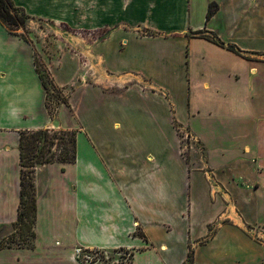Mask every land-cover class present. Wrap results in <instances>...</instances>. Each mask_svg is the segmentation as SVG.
I'll return each mask as SVG.
<instances>
[{"label": "crops", "instance_id": "obj_1", "mask_svg": "<svg viewBox=\"0 0 264 264\" xmlns=\"http://www.w3.org/2000/svg\"><path fill=\"white\" fill-rule=\"evenodd\" d=\"M13 1L102 36L104 63L93 69L91 48L85 70L76 56L45 59L69 92L72 110L59 116L78 130L77 160L36 169V246L0 250V264H79V250L121 249L133 264H184L190 252L193 264H264V0ZM45 103L34 47L0 23V226L18 219L20 133L57 128ZM180 129L203 147L196 169Z\"/></svg>", "mask_w": 264, "mask_h": 264}, {"label": "trees", "instance_id": "obj_2", "mask_svg": "<svg viewBox=\"0 0 264 264\" xmlns=\"http://www.w3.org/2000/svg\"><path fill=\"white\" fill-rule=\"evenodd\" d=\"M217 10L218 5L216 3H211L209 5L207 21H209L215 15ZM30 18L31 17L26 13V11L23 8L18 7L13 0H0V23L10 34L19 36L29 44L33 45L25 33L20 32L21 29H25V26L27 25ZM206 32L199 31L193 33V35L195 36L202 34L203 36L197 38L206 39L237 54L241 52L238 47L226 44L214 33L206 34ZM39 58L40 57L35 50L36 70L46 91V109L48 110L50 118L55 120L59 115L61 106L66 105L72 110L69 101V95H66L64 93V89L56 85L47 67L43 64L41 65L44 69V73L41 71ZM51 90L55 93L53 97L58 101L55 107L51 106ZM77 137L78 130L67 129L55 130L48 128L37 131H22L20 133V205L18 219L12 224V226L14 228H18L19 231L11 234L9 238H4L2 240L0 239V250L35 248L37 239L36 222L38 198L35 184L36 169L40 166L54 163H76ZM135 236L147 241L146 236L140 228L135 233ZM116 251L117 250L113 252ZM84 252L85 254L91 253L92 255L99 254L101 260H105V255L109 254L111 251L85 250ZM191 254L193 253H189L188 260L184 264H187L189 259H192L193 264V256ZM130 256L132 257L131 264H133L134 253L131 252Z\"/></svg>", "mask_w": 264, "mask_h": 264}, {"label": "rangeland", "instance_id": "obj_3", "mask_svg": "<svg viewBox=\"0 0 264 264\" xmlns=\"http://www.w3.org/2000/svg\"><path fill=\"white\" fill-rule=\"evenodd\" d=\"M20 32L25 33V35L29 38V40L33 43V47L39 55V63L41 67V71L44 73V69L41 64L46 65V60L53 59L57 60L62 54H68L67 56L75 57L81 61L82 69H87V62H85V52L88 49H93L92 64L93 69L96 68L97 63H104V59H102V55L99 54V51L95 52L94 47L98 46L99 42L102 40V36L100 35H85L79 31L68 30L64 26H54V24L48 21H40L36 19L30 18L28 20L25 29H21ZM203 36L202 34L195 35L194 37ZM97 58V59H96ZM46 59V60H45ZM84 59V61H83ZM88 59V58H86ZM89 60V59H88ZM90 66V64H88ZM98 67V66H97ZM90 68V67H88ZM48 69V68H47ZM49 71V70H48ZM97 77L102 76V72L95 73ZM91 84H94L90 81ZM112 87V90L117 89L115 85L109 86ZM66 95H69L68 90H64ZM55 93L50 91V101L51 106L55 107L58 101L53 97ZM52 95V96H51ZM70 101V100H69ZM76 105L80 103L79 99H74ZM62 107V106H61ZM60 112V111H59ZM65 113V112H64ZM68 118L70 123L75 121V117L68 112ZM67 118V119H68ZM66 119V120H67ZM57 120V128L55 130L60 129H70L66 128L65 123L61 120L60 116L56 117ZM79 124L78 121L75 124ZM72 130V129H71ZM180 138L182 143V153L188 162L190 168L196 169L197 164L204 159V151L202 152L199 146L194 142V140L190 138L182 137V132L180 131ZM203 148V147H202ZM18 228H14L12 224L9 225H1L0 226V239L9 238L11 234L18 232ZM85 250L80 251V256L78 258L79 264H93V260L95 257L91 255L90 258H85L84 252ZM91 251V250H89ZM131 251L128 250H117L116 252L111 251L109 254L105 255V260H101L99 264H131L132 257L130 256ZM193 256V254H191ZM16 261V260H15ZM6 264H15L14 258L10 255L7 258ZM187 264H192V259H189Z\"/></svg>", "mask_w": 264, "mask_h": 264}, {"label": "built area", "instance_id": "obj_4", "mask_svg": "<svg viewBox=\"0 0 264 264\" xmlns=\"http://www.w3.org/2000/svg\"><path fill=\"white\" fill-rule=\"evenodd\" d=\"M180 131L182 132V137L184 138V135H185V138H190L191 140L193 139L195 144H197L199 146V143L198 141L191 135V133L189 131H186V130H182L180 129ZM202 152H203V148H199ZM209 182H210V185H211V191L212 193H214L215 195H217V191L219 189V186L218 184L213 180L212 176L209 174ZM262 239H264V237L262 236L261 237ZM80 251H78V258L80 256ZM91 253H87V254H84L85 258H90L91 257ZM95 257V260H93V264H99V262L101 261V257L99 254H95V255H92Z\"/></svg>", "mask_w": 264, "mask_h": 264}]
</instances>
